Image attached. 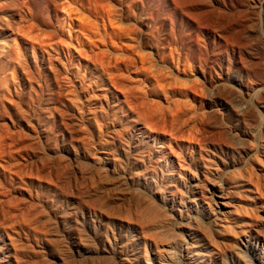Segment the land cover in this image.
Returning a JSON list of instances; mask_svg holds the SVG:
<instances>
[{
	"label": "rangeland",
	"instance_id": "obj_1",
	"mask_svg": "<svg viewBox=\"0 0 264 264\" xmlns=\"http://www.w3.org/2000/svg\"><path fill=\"white\" fill-rule=\"evenodd\" d=\"M0 264H264V0H0Z\"/></svg>",
	"mask_w": 264,
	"mask_h": 264
},
{
	"label": "bare ground",
	"instance_id": "obj_2",
	"mask_svg": "<svg viewBox=\"0 0 264 264\" xmlns=\"http://www.w3.org/2000/svg\"><path fill=\"white\" fill-rule=\"evenodd\" d=\"M81 1H82V0H81ZM67 3H68V2H67ZM93 4H94V3H93ZM65 6H66V5H65ZM68 6H69V5H68ZM69 7H70V6H69ZM70 9H71V7H70ZM73 9H74V8H73ZM72 12H73V11H72ZM72 12H71V13H72ZM76 13H78V11H77ZM65 15H67V14H65ZM70 15H71V14H70ZM67 16H68V15H67ZM69 17H70V16H69ZM69 17H68V18H69ZM71 17H72V16H71ZM73 17H74V16H73ZM74 18H75V17H74ZM70 21H71V23H72V20H70ZM74 21H75V20H74ZM28 31L30 32V30H28ZM28 31H27L28 34L26 33V31H25L23 34H24V35H26V34H27V35H30V37H29V36H28V37H29V38H32L31 35L33 36V34L29 33ZM22 32H23V31H22ZM35 35H36V34H35ZM42 35H43V34H42ZM42 35L39 36V35L37 34L38 39H39L40 37H44V36H42ZM37 37L34 38V40L37 39ZM32 39H33V38H32ZM38 39H37V41H38ZM42 39H43V38H42ZM42 39H39V40L41 41ZM34 40H33V41H34ZM42 41H43V40H42ZM31 43H32V42H31ZM44 43H45V42H44ZM32 45H33V44H32Z\"/></svg>",
	"mask_w": 264,
	"mask_h": 264
}]
</instances>
